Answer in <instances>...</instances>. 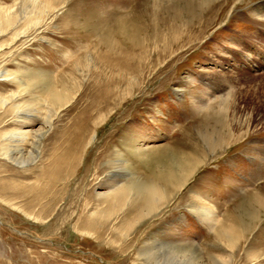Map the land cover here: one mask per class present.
<instances>
[{"label":"rangeland","instance_id":"1","mask_svg":"<svg viewBox=\"0 0 264 264\" xmlns=\"http://www.w3.org/2000/svg\"><path fill=\"white\" fill-rule=\"evenodd\" d=\"M261 2L0 0V264H264ZM166 149L196 166L138 217Z\"/></svg>","mask_w":264,"mask_h":264},{"label":"bare ground","instance_id":"2","mask_svg":"<svg viewBox=\"0 0 264 264\" xmlns=\"http://www.w3.org/2000/svg\"><path fill=\"white\" fill-rule=\"evenodd\" d=\"M252 13L254 14V17L252 19L254 21H256L257 24L258 23L260 24L261 22H264V2H261L260 4L255 5V7L253 8ZM10 17H7L5 20L2 19L3 21H0V31H1L2 28L10 26L14 22V20L11 19ZM254 54H256V53L254 52ZM254 54L253 55H251L249 53L246 54V59L248 61H251L250 59H252L253 57H257L256 55L254 56ZM257 54L261 56V53L258 52V51H257ZM225 73H223V71H222L221 73L218 72V73H216L214 75H216L217 78L221 77L222 78L221 79L222 82L225 83L227 81V78H226L227 76L225 75ZM55 100L57 101V99H55ZM206 100H207V97H206ZM202 101H205V99H202ZM4 103H5V100H0V106L3 105ZM17 115H19V114H17ZM17 115H16V117H18ZM27 133H28V130H26V131L21 130V131H17V132H9V134H7V138H6L10 142V144L6 148L7 150L4 153V157H6L7 159H11L13 161H16V163L20 164V166H21V164L29 163V162L32 161V159H35L36 158V154L38 152L37 151V144H38V141H39L40 136H41V131L40 130L35 131L36 134L34 133V137L36 139L34 141H32V146H33L32 150L25 152L24 150L21 149L19 144L26 140V134ZM31 136H33V135H31ZM27 137H30V136L27 135ZM12 148H14V149H12ZM33 154H34V156H33ZM175 154H176V152H174L173 150L166 149V150L161 151V152L160 151H156L151 157H149V159H155L154 160L155 165L153 164V167H155L157 170L156 171H149L146 174V176L147 177H153V179H154L153 181L161 183V186L164 187V188H160V190H158L157 189V185H151V186L150 185H145L144 186V194L145 195L148 194L149 199L148 198L146 200L143 199V206L141 205L142 208L138 210V215H139L138 217H141V214L143 215L144 212H147V213L150 212L151 213V211L155 208L156 205H158V207L159 206H163L164 202L169 199L168 195H167L168 190L172 191V193H173V190L180 189V186L182 185V182H184L185 179L193 172V170H194L196 165H194L193 163H189V162H188L189 163L188 166H185V165L182 166V170L180 172L175 171L174 165L170 164V159H186V158H183V157H180V156L178 158V156L175 155ZM181 165H182V162L179 160L178 166H181ZM148 174L150 176H148ZM147 179H149V178H147ZM130 189L131 188H129V186H117L116 185V186H113L111 188V190H113V192L111 194L110 193L109 194H99L98 196H99L100 201L102 200L101 201L102 203L105 202L107 197H110V199L112 201V203L110 204L111 207H116V206L120 207V205L122 207L124 205H126L127 207L129 206L124 211V212H128L132 208V205L129 204V202H130L129 200L131 199V196H133V195L132 194L126 195V192L130 193L132 191V189L131 190ZM124 198H125V201H124ZM198 206L199 207L202 206V208H203L202 204H198ZM136 207H138V206H136ZM135 209L133 211H135ZM94 211H93V213H94ZM136 212H137V210H136ZM150 213H148L147 215H149ZM201 214L204 215L203 213H201ZM94 215L96 217H98L99 220H101V222H100L101 224H103V223L106 224V221H105V217H107L106 209H104L103 207H99V209H97V213L94 214ZM230 237L231 236L228 235V239ZM230 243H233L232 238H230ZM167 247H168V245H167ZM173 252L174 251L170 252V253H172L171 254L172 255L171 256V260L173 261L172 264H180L178 259L176 258V256L173 255ZM187 263H188V260H187Z\"/></svg>","mask_w":264,"mask_h":264}]
</instances>
